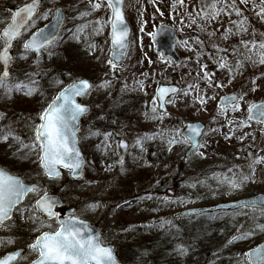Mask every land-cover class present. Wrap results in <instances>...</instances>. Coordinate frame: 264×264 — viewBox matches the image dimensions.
Wrapping results in <instances>:
<instances>
[{"label":"rangeland","instance_id":"1","mask_svg":"<svg viewBox=\"0 0 264 264\" xmlns=\"http://www.w3.org/2000/svg\"><path fill=\"white\" fill-rule=\"evenodd\" d=\"M27 1L0 0V30L9 22L11 10ZM42 2L34 23L31 22L14 43L11 74L4 82L11 87V91L0 87V137L8 138L0 142V151L6 154L7 168L18 170L19 175L40 187L60 189L62 198L79 203L89 217H99L103 230L114 239L111 244L115 246L117 259L123 264H132L136 254V247L126 244L131 232L143 231L147 226H154L159 233L165 232L174 223V215L183 210L264 193V128L248 120V105L264 100V64L258 62L255 50L252 56L257 63L245 59L249 52L241 42L235 41L239 34L231 23L246 18L245 33L264 41V14H259L260 8L264 7L261 0H247L246 4L236 0L240 16L229 7L230 15L227 17L232 19L223 22L220 17L227 15L225 11L211 22L202 19L203 11L209 10L207 5L213 0H184L183 4L178 0H125V17L130 26L129 50L126 59L114 66L108 62L109 24H105L102 31H94L98 27L96 21L108 20L110 9L102 6L93 10L90 0ZM227 2L231 4V0ZM217 6L220 7L219 4ZM57 7H62L65 15L59 33L62 40L57 47H52L54 43L45 47L41 57L34 61L33 54L26 51L22 44L40 25L51 19ZM43 14H47V19L43 18ZM190 15L195 17L196 23L192 22ZM227 23L232 24V37L225 39ZM159 24H167L177 31V52L184 63L182 68L172 66L155 54L149 33ZM78 26H84L82 31H77ZM197 38L204 45L197 43ZM185 41L187 45L183 43ZM64 47H73L75 51L70 52ZM81 51L85 53V59L96 63L93 78L87 77L94 84V89L83 100L92 107L93 114L83 118L79 132L87 167L78 180H70L68 171H64L61 178L50 180L41 167L39 147H33L38 145L35 130L40 123V114L65 85L62 81H70L69 71L72 68L70 63L64 67L57 82L46 74L47 61L42 59L47 56L45 59L48 62L55 58L57 62L66 64L68 59L80 55ZM222 60L227 67L220 66ZM238 60L242 62V67L237 66ZM204 72L210 74L211 83L201 78ZM172 81L179 85L180 92L168 100V113L161 115L157 112L153 91L156 85ZM138 82H142V86ZM17 84L21 85L19 89L12 87ZM29 84L38 87V100L21 96L28 94L25 85ZM229 93H237L243 98L238 101L240 107L237 110L226 107V112L222 114L216 103L221 96ZM201 99L205 101L203 104ZM139 109L141 113H137ZM135 113L139 120L133 122ZM97 118L101 119L104 128L96 137L90 136L91 124ZM194 121L205 124L206 130L200 138V147L191 156L185 157L188 143L181 136V131L187 122ZM105 134H108L107 137ZM120 139L128 143L123 160L119 159L117 147ZM172 139L176 143L170 144ZM137 140L141 141L140 145ZM14 143L17 149L11 148ZM99 145L104 146L102 162L103 157L109 155L116 164L104 161L102 175L91 177L88 165ZM180 161L183 170L175 181L173 174ZM131 163L143 164L146 175L129 184L119 171ZM231 179L240 187L233 188L228 183ZM85 194L94 195L95 199L87 203L83 197ZM34 197L35 194L30 198L31 202ZM128 201H131L130 204L117 209L118 205ZM32 204L27 203L17 214L18 223L39 221ZM26 208H29L27 212ZM259 217L264 226V214H245L237 232L231 233L226 240L217 243L208 240L207 245L211 248L205 251L203 257L197 255V244L189 253L192 258H171L174 260L162 263L149 255L147 260L149 264H243V251L230 253L226 258L223 251L228 249L230 252L234 244L247 243L249 229ZM187 222L184 227L191 226ZM14 223H9L3 232ZM40 225L46 229L50 224ZM226 241L230 246L225 249ZM187 242L185 239L179 245L185 249L184 253L189 248ZM2 246L3 241H0Z\"/></svg>","mask_w":264,"mask_h":264},{"label":"snow or ice","instance_id":"2","mask_svg":"<svg viewBox=\"0 0 264 264\" xmlns=\"http://www.w3.org/2000/svg\"><path fill=\"white\" fill-rule=\"evenodd\" d=\"M41 0H30L29 3L24 4L22 7L16 9L15 13L11 16V22L0 32V38L4 40L5 47L0 52V61H3L5 65V71L0 75V87H5L8 91H11V87L7 86L4 81L9 75L7 71V65L11 60L8 55V49L12 45V41L18 38L22 31L26 30L29 22H33L36 18L35 14L38 10ZM180 4H183L184 0H178ZM241 3H247V0H240ZM93 10L99 9L102 6H106L111 10V15L107 21H96L98 27L94 31H102L105 24L111 26V42L114 49H124L128 47V34L129 29L125 23L124 14L122 11L123 0H90ZM221 3V0H213V2L207 5V9L203 11L202 19L211 22L226 11L228 7H231L232 11L237 16H240L241 10L236 6V0H231L229 5L227 0H223L222 6L217 5ZM264 4V0H261ZM86 13H81L85 15ZM264 14V7L260 8V13ZM43 18L47 19V14H43ZM264 18V15H262ZM190 19L193 23H196L195 17L190 15ZM64 20L63 12L57 9L55 14L52 15V21L44 28L37 29L32 36L26 40L23 47L26 51L33 50L39 53L44 47L51 45L57 39V32ZM233 21V25L236 28V32H246L247 28L244 27V21ZM84 26H78L77 31H82ZM51 28L52 31H48ZM203 30V25H201ZM231 29L225 33L224 38H228V34ZM153 39L156 38V33H149ZM211 35V34H210ZM187 45V42H183ZM197 43H202L197 38ZM241 44L248 50L249 55L245 59L250 60L253 64L258 62L264 64V41H241ZM249 44L252 47H249ZM94 47V45L92 46ZM214 47H217L214 45ZM255 50L257 59H253L252 53ZM235 51V49H234ZM199 55V53H197ZM163 59V54H161ZM110 65H113V60L110 59ZM114 66V65H113ZM221 67H227V64L222 60L220 62ZM237 66L242 67L241 61H237ZM201 67H206L201 65ZM228 70L231 72L232 68ZM202 79H205L211 83V76L209 73L204 72ZM142 86V82H138ZM107 82H105L106 86ZM222 86V85H218ZM19 89L20 84L14 85ZM91 87L87 80H77L69 84L64 88L43 110L40 114V123L36 126V141L33 147H39V160L46 175L49 177H58L60 175L57 170L58 165L68 168L73 175H78V170L82 167V159L80 157L79 150L76 148V136H75V124L74 122L79 118L81 114L87 111L84 105L76 102L75 97L86 94V91ZM192 88L191 85L188 86ZM32 89L29 90L31 92ZM159 99L163 101L164 96L168 93L176 94L179 90L174 87L158 88ZM187 95V92H185ZM199 98V97H198ZM243 97L236 95H230L221 97L222 103L219 105L221 113L226 112V106H231L232 110H237L240 105L238 101ZM155 99V98H154ZM201 104L205 101L201 99ZM162 106V105H161ZM155 112V108H153ZM155 118V117H154ZM257 119L258 122H264V102L260 104L250 103L248 105V120ZM231 123V121H229ZM189 135L185 137V142L191 143L192 148L196 149L200 147L195 137L201 134V126L199 124L187 125ZM108 134H105L107 137ZM7 137H5L6 139ZM138 145L141 144L140 140H137ZM170 144L176 143L175 139L169 141ZM121 146L126 147L124 142L121 141ZM259 159V158H258ZM243 179H248L244 177ZM228 183L233 188H238L240 185L236 183L234 179L228 180ZM36 186L26 185L23 181L14 175H10L4 170H0V224L10 217L13 208L20 203L21 199L27 192L35 191ZM38 208L42 209L46 213L48 218H56L58 227L54 231H45L38 235L35 241L28 245L30 249L38 252L36 260L31 264H117L114 256L113 249L103 245L98 235H92L91 229L88 225L79 220L74 214L60 218V213L53 210L55 201L45 193L39 200L36 201ZM97 205H90V207H96ZM243 206L259 207L261 212L264 213V195H261L255 199H249L244 202ZM264 228V226H261ZM243 238V237H241ZM236 239V237H233ZM21 252L11 253L4 258H0V264H9L10 261L22 257ZM248 257L250 264H264V246H258L255 249L243 254Z\"/></svg>","mask_w":264,"mask_h":264},{"label":"trees","instance_id":"3","mask_svg":"<svg viewBox=\"0 0 264 264\" xmlns=\"http://www.w3.org/2000/svg\"><path fill=\"white\" fill-rule=\"evenodd\" d=\"M222 4V3H221ZM219 4V6L221 5ZM230 5V3H228ZM230 8L228 7L227 10L225 11V14L227 15L221 16L220 19L221 21H226L230 20L227 16L230 15ZM231 29V32L228 34V36L232 37V24L227 23V30L225 31L228 32V30ZM218 31V30H217ZM216 31V33H217ZM236 31V30H234ZM239 34L238 37L235 39L237 42H241L242 40L244 41H257L260 42L261 40L251 38L250 34H247L245 32L237 33ZM62 40V37L59 38L57 41L54 42L52 47H57L59 46L60 41ZM72 43L73 41L70 40ZM202 44V43H200ZM252 46L251 44H249ZM70 50V52L75 51V48H69V47H64ZM82 49V47H81ZM82 53H79L80 55H75L70 60H67L66 64H63L61 62H57L56 60L52 59L50 62L46 60L44 57L42 61H47L46 67H47V72L49 77L55 78V81L59 82L60 80V71L64 69V67H67L68 64L70 63L71 68L69 71L70 74V80L76 79L77 77H91L93 78V75L96 73L94 72L95 65L96 63L94 60H87L85 59L84 55L85 53L81 51ZM184 65V64H183ZM69 81V80H68ZM67 80H64L65 84L68 82ZM25 88L27 89L28 94L24 93L21 94L23 97H31L35 98L38 100L37 95H38V87H34L32 84L30 85H25ZM32 89L31 92L29 90ZM125 103V101H124ZM27 109V108H26ZM137 113H141L140 109L138 110ZM137 113L132 116V121L135 122L138 119ZM100 127L101 126H97ZM1 138V137H0ZM24 155L26 152L23 153ZM108 161L116 164L115 160L113 159L112 156H107L106 157ZM182 162H178L176 164L177 170L173 174V178L175 181H178L181 173H182ZM88 173L91 177L95 176H101L103 173V167H102V151L95 150L94 154L92 155V159L88 165ZM120 173V171H119ZM121 173H123L124 177H126V183H131L132 180H140L146 175L145 168L143 164L136 163V164H130L127 167H125L123 170H121ZM122 207H120L121 209ZM243 212V216L241 213ZM257 214L256 211H250V210H238L235 212H228L224 214H220L221 218L219 217V214H208V215H203L200 217H197L196 219H190V222L188 220H183V221H174V223L167 228L165 232H156L153 230V228H148L143 231L137 230L133 231L130 234L129 242L126 244H130L134 247H136V254L133 258L132 264H149V261L146 259L147 256L151 255L153 258L159 259L162 263L167 262V261H173L174 259H179L184 256L186 257H191L192 254H189L191 252L192 246H196L198 244V248L196 249L197 255L204 256L205 251L211 248V245L208 244V240H213L214 243L226 240L227 237L230 236L231 233L235 232L238 228V225H240V222L242 220V217L244 219L245 214ZM262 212L260 211V213ZM210 216H213L215 218H212ZM262 220L260 217L256 219V221L253 222V224L250 227L249 233L250 236L247 239V243L243 242L235 244L232 249L225 250L223 251V257L227 256L228 254L231 253V251H238L241 252L243 251V254L245 251L249 248L252 247L253 245L257 244L263 238L261 235L264 234V228L263 223L260 222ZM188 221V222H187ZM190 224L191 226L183 225L185 223ZM209 231V232H208ZM215 231V232H214ZM208 232V233H207ZM185 239L188 240L187 244L189 246L188 249H186V253H184L185 249L180 248L179 245H181V242L185 241ZM225 244V249L228 248L229 244L228 241ZM174 258V259H171ZM243 264H247L245 257L243 255Z\"/></svg>","mask_w":264,"mask_h":264},{"label":"water","instance_id":"4","mask_svg":"<svg viewBox=\"0 0 264 264\" xmlns=\"http://www.w3.org/2000/svg\"><path fill=\"white\" fill-rule=\"evenodd\" d=\"M105 2H106V0H105ZM28 3H29V2H28ZM25 4H26V3H25ZM23 5H24V4H23ZM23 5H21V6H19V7H22ZM40 5H41V2H40V4H39V7H40ZM19 7L13 9L12 14L15 13L16 9H18ZM39 7H38V8H39ZM123 8H124V0H123V4H122V11H123V14H124V19H125V13H124V9H123ZM57 9L62 10L61 8H57ZM57 9L55 10V12L57 11ZM37 11H38V10H37ZM55 12H54V14H55ZM62 12H63V10H62ZM36 13H37V12H36ZM63 16L65 17L64 12H63ZM51 21H52V19H51L47 24H45V25H43L42 27H40L39 29L44 28L46 25H49ZM10 22H11V19H10ZM10 22H9V23H10ZM63 22H64V20H63ZM125 23H126L128 29H129V34H128V37H127V40H128V47H127L126 50H124V49H119V48L114 49L113 46H112L111 37H110V58H109V59H112V60H113V63H115V64H119V63H121V62L125 59L126 54H127V51H128V48H129L130 27H129V25H128L126 19H125ZM62 25H63V23H62ZM62 25L60 26V28H59V30H58V32H57V36H58L59 33H60V30H61ZM110 28H111V26H110ZM3 30H4V29H3ZM3 30H2V31H3ZM48 31H52V29L49 28ZM34 33H35V32H34ZM154 33H156V38L153 39V37H152V38H151V41H152V43L154 44L156 54H157V55L163 54V58H164V59H170V60L173 62L174 65L178 64V63L180 62V57L178 56V54H177V52H176V36H177V34H176L175 30H174L172 27H170V26H168V25H166V24H161V25L157 28V30H156ZM29 38H30V37H29ZM29 38H28V39H29ZM1 39H2V38H1ZM16 39H17V38H16ZM16 39H14V40L12 41V45H11V47L8 49V55L11 57V59H12L11 49H12V47H13V43H14V41H15ZM28 39H26V40H28ZM2 41H3V46H2V48H1V50H0V52H2L3 49H4V47H5L4 40L2 39ZM31 51H33V50H31ZM41 51H42V50H41ZM41 51H40L39 53H37L36 51H33V52L35 53V59H37V58L40 56ZM0 63H1V65H2V72H1L0 75H2L3 72L5 71V65H4L3 61H0ZM10 63H11V60L9 61L8 65H7V71H8V73H9V66H10ZM7 77H8V76H7ZM80 80H87V79L83 78V79H80ZM87 81L90 83L91 87L86 91V94L89 93V92L91 91L92 87H93V84H92L89 80H87ZM72 83H73V82H72ZM70 84H71V83H70ZM67 86H68V85H67ZM67 86H66V87H67ZM66 87H64V88H66ZM169 87H174V88L178 89V88H177L176 86H174V85H162V84H160V85L156 88V90H155V97H156V100H157V103H158V109H159V111L162 112V113H166V112H167L166 107H165V101L167 100V98L170 97V96H172V95H175V94L168 93V94H166V95L164 96L163 101H161V100L159 99V94H158L157 89H158V88H169ZM64 88H63V89H64ZM63 89H62V90H63ZM62 90H61V91H62ZM61 91H60V92H61ZM60 92H59V93H60ZM59 93H58V94H59ZM58 94H57V95H58ZM86 94L75 97L76 102L79 103V104H81V103L79 102V99L84 98ZM230 95H236V94H229V95H226V96H230ZM236 96H237V95H236ZM224 97H225V96H224ZM262 102H264V101H260V102H257V103H255V104H260V103H262ZM221 103H222V101H221V99H220V101H219V105H220ZM81 105H82V104H81ZM161 105H162V106H161ZM84 106L86 107L87 111L84 112L83 114H81V115L79 116V118L74 122V124H75V129H76V131H75L76 145H75V146H76V148L79 150L80 157H81V159H82V167H81V169L78 170V172H79L78 175H73V174H71V172H70V170H69L68 168L63 167V165H58V166H57V170H58L59 173H60V175H59L58 177H61V176H62V170H61V168H64V169H68V170H69V177H70L71 179H78V178H80V177L82 176V174H83V170H84V167H85V163H86V161H85V159H84L83 153H82V151H81V149H80V146H79L78 131H79L80 128H81V121H80V120H81V117H82V116H86V115H88V114L90 113V107H89V106H86V105H84ZM251 121H252V122H257V123H259V124L264 125V122H258L257 119H255V118L252 119ZM189 124H199V125L201 126V134H200L199 136L195 137L196 141L198 142V141H199V138L201 137L202 132L204 131V128H205V127H204V125H202V124L199 123V122L189 123ZM189 124H187V125H189ZM187 125H186L184 131L182 132V135H183L184 137H186V136H188V135L190 134V133H189V130H188V128H187ZM124 145H126V143H124ZM119 146H120V149H121V151H122L121 157H124V154H125L126 149H127V145H126V147L121 146V142H120V143H119ZM193 150H194V149L192 148V144L190 143V148H189V150H188V152H187L186 155H189ZM0 170H3V169L0 168ZM4 171H5V170H4ZM7 173H8V172H7ZM44 173H45V171H44ZM10 175H11V174H10ZM45 175H46V173H45ZM14 176H15V175H14ZM46 176H47L48 178H58V177H49L48 175H46ZM16 177H19V178L23 181V178H22V177H20V176H16ZM23 183L26 184V185H29V186L35 185V184H28V183H25L24 181H23ZM28 193H29V192H27V193L24 195V197H25ZM261 195H264V194H262V193H257V194H255V195H253V196H250V197H246V198H243V199H240V200H236V201H230V202L220 203V204H217V205H214V206H211V207H202V208H195V209L184 210V211L180 212L178 215H176L175 218H176V219H181V218L193 217V216L201 215V214L206 213V212L228 211V210H229V211H232V210H236V209H238V208L260 209L259 207L253 208V207H248V206H243V205H244V202H245V201H247V200H249V199H255V198H258V197H260ZM48 196L51 197L53 201H55L54 208L59 207V206L61 205V200H60V198H59L57 195L52 194V195H48ZM24 197L21 199L20 203L23 201ZM20 203H18L16 206H18ZM16 206H15V207H16ZM15 207H14V208H15ZM36 207H37L38 211H39L42 215H44L45 217H47L46 213H44L42 209L38 208L37 205H36ZM14 208H13V210H14ZM54 208H53V210H54ZM13 210H12V212H11V214H10V217H11V215H12V213H13ZM10 217H9V218H10ZM9 218L5 219L4 221L8 220ZM47 218H48V217H47ZM86 224H87V223H86ZM87 225H88V227H89L90 229H92V227H91L90 224H87ZM98 236H99V235H98ZM106 246H108V247H110V248L113 249V256H114V258H115L117 264H122V263H120V262L116 259V257H115L114 247H113V246H110V245H106ZM258 246H264V241L261 242L260 244H258L257 246H255V247L252 248V249L257 248ZM250 250H251V249H250ZM250 250H248V251H250ZM248 251H247V252H248ZM247 258H248V257H247ZM249 263H250V262H249Z\"/></svg>","mask_w":264,"mask_h":264},{"label":"flooded vegetation","instance_id":"5","mask_svg":"<svg viewBox=\"0 0 264 264\" xmlns=\"http://www.w3.org/2000/svg\"><path fill=\"white\" fill-rule=\"evenodd\" d=\"M10 74H11V69H10ZM6 81L7 80H5L4 82ZM5 158L6 156L5 154H3V151H0V168L7 170L13 175H19L18 170L7 168L8 166H6ZM53 191L57 192V194L61 198V206L56 207L54 209V211L60 213L61 219L74 214L78 219L89 222L93 226V228L96 230V232L99 233L103 242L105 243L109 242L108 241L109 234L105 232L102 226L100 225L99 217H95V216L93 218L89 217L88 212L86 215L85 210L80 208L79 203L74 202L72 199L68 201L66 198H62L60 194L61 193L60 189L51 188V187L49 188L48 186H45V187L37 186V189L35 190V192L29 194L26 197L23 204L15 208L13 216L17 217L18 212H20L21 209L27 203L29 204L33 203L34 204L33 209L36 212V215L39 221L34 222L33 220H29L25 224H21L20 222L18 223L16 220L12 218L11 220L0 224V241H3V246L0 247V258H4L9 253H14L18 251V252H21L23 255L22 257H18L17 259H15V261L12 264H30L32 261H34L38 257V252L30 249L28 245L33 243L36 237L40 235V233L45 232L44 230L54 231L58 227V224H57L55 217L47 219L43 215H41L35 209V203L45 193L51 194V193H54ZM34 194H35V197L33 198L34 200H32L31 202L30 198ZM83 197L85 198L87 203H91L95 199V196L91 194H85ZM28 210L29 208H26L25 212H27ZM13 220L15 221V223L10 226L8 231L3 232L6 226L9 225V223ZM40 221H43L44 223H40ZM45 223L50 224L48 229H42L40 225V224L43 225ZM93 233H94V230L90 234L94 235L95 233L94 234Z\"/></svg>","mask_w":264,"mask_h":264},{"label":"bare ground","instance_id":"6","mask_svg":"<svg viewBox=\"0 0 264 264\" xmlns=\"http://www.w3.org/2000/svg\"><path fill=\"white\" fill-rule=\"evenodd\" d=\"M216 214H219V217L218 218H221V215L220 214H222V213H220V212H216ZM85 223H87V224H90L89 222H87V221H84ZM91 225V224H90ZM146 259H147V257H146Z\"/></svg>","mask_w":264,"mask_h":264}]
</instances>
